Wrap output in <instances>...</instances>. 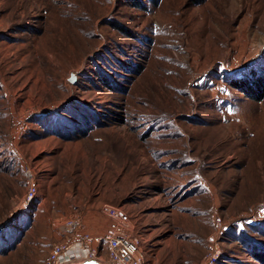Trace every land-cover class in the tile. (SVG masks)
I'll use <instances>...</instances> for the list:
<instances>
[{"label":"rangeland","instance_id":"rangeland-1","mask_svg":"<svg viewBox=\"0 0 264 264\" xmlns=\"http://www.w3.org/2000/svg\"><path fill=\"white\" fill-rule=\"evenodd\" d=\"M257 81L264 0H0V264L106 263L105 205L141 264H264Z\"/></svg>","mask_w":264,"mask_h":264},{"label":"built area","instance_id":"built-area-1","mask_svg":"<svg viewBox=\"0 0 264 264\" xmlns=\"http://www.w3.org/2000/svg\"><path fill=\"white\" fill-rule=\"evenodd\" d=\"M36 193V184L30 178L28 180V190L26 195L27 202L31 201ZM103 212L110 219L103 236L88 237L84 236V240L94 246L104 248L108 261L106 264H141V258L137 256L140 239L132 234V224L129 216L118 207L105 205ZM219 225V220H217ZM81 242L74 246L64 243H55L49 250L47 264H79L78 262L86 259H97L94 248L83 249ZM77 249H76V248ZM83 249L80 251L79 249ZM99 260V259H98ZM215 258L207 256L202 264H213Z\"/></svg>","mask_w":264,"mask_h":264},{"label":"trees","instance_id":"trees-1","mask_svg":"<svg viewBox=\"0 0 264 264\" xmlns=\"http://www.w3.org/2000/svg\"><path fill=\"white\" fill-rule=\"evenodd\" d=\"M246 83H247V81L241 80L240 82H237V81L236 82H233L232 85L235 88H241L243 85H246ZM255 84H257V86H263L264 82L257 81V82H255Z\"/></svg>","mask_w":264,"mask_h":264},{"label":"water","instance_id":"water-1","mask_svg":"<svg viewBox=\"0 0 264 264\" xmlns=\"http://www.w3.org/2000/svg\"><path fill=\"white\" fill-rule=\"evenodd\" d=\"M79 264H106V263H101L100 261H98L96 259H89V260H85Z\"/></svg>","mask_w":264,"mask_h":264},{"label":"crops","instance_id":"crops-1","mask_svg":"<svg viewBox=\"0 0 264 264\" xmlns=\"http://www.w3.org/2000/svg\"><path fill=\"white\" fill-rule=\"evenodd\" d=\"M105 225H106V223H105ZM104 227H105V226H104ZM104 227L99 226L98 229H97L96 231H94V230H93V231H94L95 234H99V233L104 229ZM94 229H95V228H94Z\"/></svg>","mask_w":264,"mask_h":264},{"label":"bare ground","instance_id":"bare-ground-1","mask_svg":"<svg viewBox=\"0 0 264 264\" xmlns=\"http://www.w3.org/2000/svg\"><path fill=\"white\" fill-rule=\"evenodd\" d=\"M87 260V259H86ZM81 262H83V261H81ZM81 262H78V263H81Z\"/></svg>","mask_w":264,"mask_h":264}]
</instances>
